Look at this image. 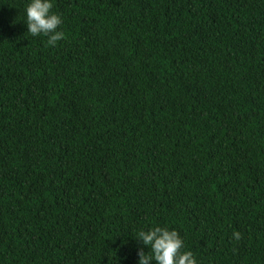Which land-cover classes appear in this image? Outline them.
Returning a JSON list of instances; mask_svg holds the SVG:
<instances>
[{"label":"trees","instance_id":"trees-1","mask_svg":"<svg viewBox=\"0 0 264 264\" xmlns=\"http://www.w3.org/2000/svg\"><path fill=\"white\" fill-rule=\"evenodd\" d=\"M27 3L0 0V264H138L157 226L264 264V0H52L55 46Z\"/></svg>","mask_w":264,"mask_h":264},{"label":"clouds","instance_id":"clouds-1","mask_svg":"<svg viewBox=\"0 0 264 264\" xmlns=\"http://www.w3.org/2000/svg\"><path fill=\"white\" fill-rule=\"evenodd\" d=\"M52 0H28L25 7V20L27 33L32 37H47V43L55 46L63 38L60 26L63 23L61 15L52 12ZM233 237L239 239V233L234 232ZM135 240L148 247L145 252L138 248V264H197V260L190 251L184 250V240L175 229L157 226L136 233Z\"/></svg>","mask_w":264,"mask_h":264}]
</instances>
